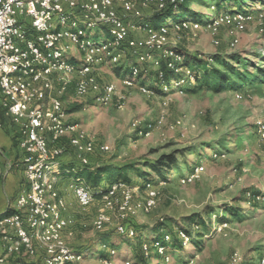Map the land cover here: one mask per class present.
Instances as JSON below:
<instances>
[{"label":"built area","instance_id":"obj_1","mask_svg":"<svg viewBox=\"0 0 264 264\" xmlns=\"http://www.w3.org/2000/svg\"><path fill=\"white\" fill-rule=\"evenodd\" d=\"M183 2L0 0V93L7 114L19 128V146L24 152V173L28 182L17 199V212L0 217L1 244L5 251L0 264H6L8 255L24 252L36 256L38 251L42 252L40 264L83 262L84 254L67 241L75 234L76 221L66 215L68 203L60 188L66 173L77 174L72 177L76 179L70 183V190L82 209H88L96 200L102 205L103 209L94 220L99 231L113 223L114 214L116 232L133 237L135 228L128 224L129 218L138 212L149 213L157 206L158 188L168 183L172 175L168 180H147L140 187L122 179L107 187H94L81 179L79 172L90 166L91 156L109 151V146H97L94 137L81 124L68 120L61 97L74 79L78 97L91 98L104 106L112 104L117 95V84L103 81L99 68L117 64L127 49L140 52L138 63L151 61L154 64L156 79L164 94L185 82L193 84L196 78L184 65L183 52L168 46L171 31L197 35L206 30L213 35L214 44L219 45L218 34L223 26L231 28L232 34H238L256 17L251 12L238 11L217 12L203 22L184 19L158 27L145 22L146 9L152 8L150 13H156L165 10L169 4L177 7ZM212 8L216 9L215 6ZM259 16L263 17V13ZM94 28L106 29L111 37L100 42L91 41L88 36ZM133 30L144 32V35L132 37ZM259 33L264 36V22L260 24ZM238 42V36H234L231 44L235 46ZM71 46L82 52L78 64H70L65 59L71 55ZM162 64L175 74L184 72V75L175 84L169 83ZM138 78L139 68L134 66L122 83L136 87L142 93L154 92L139 83ZM236 97L245 98L243 92H237ZM165 119L164 110L157 123L138 128L137 135L150 136ZM179 125H182L180 119L174 127ZM256 128L264 142V122L259 120ZM65 156H72L76 164L64 168L62 158ZM203 169V166H194L180 181L190 183L196 180ZM137 193L141 194L140 199H136ZM247 195L259 198L250 192ZM227 226L226 221L218 230ZM174 233L182 243L190 244L186 231L161 229L160 237H155L151 243L143 242L144 257L154 251L164 262H170V243ZM102 249L106 254L99 259L100 263L112 264L117 250L107 243ZM241 259V254L234 252L230 264H239ZM260 263L264 264V251Z\"/></svg>","mask_w":264,"mask_h":264},{"label":"rangeland","instance_id":"obj_2","mask_svg":"<svg viewBox=\"0 0 264 264\" xmlns=\"http://www.w3.org/2000/svg\"><path fill=\"white\" fill-rule=\"evenodd\" d=\"M230 5L226 2L217 8L215 1L207 0L204 5L194 4L193 8L207 18ZM232 6L235 8L238 4ZM244 7L256 17L238 34H232L231 28L223 26L218 34L219 45L214 44L211 32L203 30L197 35L171 31L168 46L184 54H197L203 59L239 53L250 62L259 61L257 57L264 54V36L259 33L260 24L264 22V1L246 0ZM262 13L263 17H260ZM146 14L144 19L155 13ZM174 20L170 18L165 23ZM143 35L144 32L137 30L131 33L136 38ZM234 36L239 38L235 46L231 44ZM108 37L111 36L104 28H94L88 36L95 42ZM69 51L71 55L65 57L66 61L78 64L82 52L76 46H71ZM139 53L127 49L117 64L99 68L103 81L117 84V95L112 104L104 106L91 98L78 97L74 79L61 99L66 112L69 110L70 122L81 124L94 137L97 146H109V151L91 157L94 168L103 164H132L146 171V162L175 154L174 172L168 183L159 186L157 206L149 213L138 212L129 218L128 224L136 231L133 237L116 232L114 214L113 223L102 231L97 230L94 220L103 209L102 205L96 200L88 209H82L69 188L76 178L67 181L63 194L67 199L68 213L76 221L75 234L67 241L84 254L80 264H101L99 259L106 254L102 249L104 243L117 250L112 264H127L128 261L131 264H230L234 252L241 254L239 264H261L264 251V142L256 125L259 120L264 122V86L244 91V99H238L237 92L229 89L219 93L208 90L189 92L185 90L189 86L186 82L164 94L156 79L157 68L151 61L138 63ZM134 66L139 68V83L154 92L142 93L138 88L122 83ZM175 77L172 76L173 83H176ZM164 110L166 119L162 126L150 136L137 135L138 128L157 123ZM179 119L182 125L174 127ZM234 141H237L236 147ZM222 144L226 149H221ZM198 165L204 167L200 176L190 183H182L180 178ZM128 173L134 185L142 186L144 181L134 170L130 169ZM82 178L92 186L87 178ZM152 178L157 180V174L153 173ZM249 192L259 198L248 197ZM140 198L141 194L137 193L136 199ZM234 211L239 217L233 215ZM217 216L229 220L228 226L221 231L218 230ZM192 221H204L210 225V231L203 235L195 231L196 226L193 227L194 237L202 240L201 247L187 243L178 248L171 247L170 262H164L154 251L144 257L141 243L153 241V229L157 224L164 223L170 231L181 225L192 230Z\"/></svg>","mask_w":264,"mask_h":264},{"label":"trees","instance_id":"obj_3","mask_svg":"<svg viewBox=\"0 0 264 264\" xmlns=\"http://www.w3.org/2000/svg\"><path fill=\"white\" fill-rule=\"evenodd\" d=\"M206 1L207 0H184V2L177 7L169 4L165 10L156 12L155 14H153V16H151V19L155 21V23L152 25L158 27L161 24H165V22H167V20L170 18L175 19L174 21L189 19L203 22L206 18H203L201 15H199L198 12L194 10L193 6L196 3L204 5ZM213 1L216 2L217 8H219L223 3H231V5L226 7L222 12H247L244 10V2L246 0ZM233 3L238 4V6L234 8V6H232ZM257 58H259V61L253 63L250 62L248 58H243L239 53L219 54V56L212 55L209 59L200 58L197 54H184L183 63L189 68L191 73L196 78V82L193 84H189V86H187L185 90L193 93L201 92L203 90L219 93L226 89L236 92H244L247 90L251 91L252 88L264 86V54ZM162 69L166 71L165 77L169 83H172L171 79L173 75H176V81H179V79L184 75V72L175 74L174 72L167 69L164 64H162ZM68 111L69 110L67 109V112ZM234 145L235 147L237 146V141H234ZM221 149H226V146L224 145ZM96 155L98 154H93L91 157ZM199 156H202V153H199ZM176 160L177 158L175 154L162 155L158 160L146 162L145 165L148 169L146 171L140 170L132 164H127L124 166H120L117 164H103L98 166L97 168H94V166L92 165L93 162L91 160L90 166L88 168H85L80 176L87 178V181L94 187H98L100 185H102L103 187H107L108 185L114 183L119 179H122L131 185H134L129 177L128 171L130 169L134 170L138 174V176L143 179L144 182L147 180H155L154 178H152L153 173L157 174L158 181L168 180V178L173 175L174 167L172 165L176 163ZM91 167H93V169H91ZM88 169H90L91 171H87ZM192 169L193 168H191L190 171ZM16 212L17 210L9 209L1 216L13 214ZM232 213L235 217H239V214L237 212L234 211ZM191 219H193V216ZM217 221L219 224H222L229 220L227 218H224V216H217ZM129 225L132 226L131 224ZM194 226L198 227L195 231H198L200 235H203L204 233L210 231V225L206 224L204 221L198 223L196 221H192V230L182 225L179 226L178 229L186 231L189 234L190 244L201 247L202 240H200V238L198 237H194L193 235ZM203 226L204 228H202ZM161 229L169 230L164 223L157 224L153 229V231L155 232L154 238L160 237ZM142 244L143 242L141 243V251ZM170 244L173 248H178V246H181L183 243L182 240H180L174 233Z\"/></svg>","mask_w":264,"mask_h":264},{"label":"crops","instance_id":"obj_4","mask_svg":"<svg viewBox=\"0 0 264 264\" xmlns=\"http://www.w3.org/2000/svg\"><path fill=\"white\" fill-rule=\"evenodd\" d=\"M151 9H146L145 13L149 14ZM145 22L155 23L151 18L145 19ZM23 157L24 152L19 146V128L7 114L3 106V96L0 93V216L9 209L17 210V199L28 186L24 173ZM62 164L64 168H69L76 163L70 156H65L62 158ZM81 173L82 171L79 172V175ZM72 176L75 175L64 174L60 183L62 193L65 192L66 182L70 181ZM66 215H69L68 211ZM1 237L2 233L0 231V257L5 255ZM41 259V251H38L36 256H30L23 252L8 255L6 264H40Z\"/></svg>","mask_w":264,"mask_h":264}]
</instances>
